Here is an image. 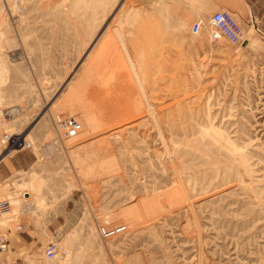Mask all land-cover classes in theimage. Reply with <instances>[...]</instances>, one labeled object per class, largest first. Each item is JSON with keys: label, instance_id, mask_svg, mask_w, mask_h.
<instances>
[{"label": "rangeland", "instance_id": "374dc122", "mask_svg": "<svg viewBox=\"0 0 264 264\" xmlns=\"http://www.w3.org/2000/svg\"><path fill=\"white\" fill-rule=\"evenodd\" d=\"M224 1L0 0V137L19 138L0 142L1 226L35 241L15 256L264 264V0L256 24ZM221 9L245 46L190 34Z\"/></svg>", "mask_w": 264, "mask_h": 264}, {"label": "built area", "instance_id": "2783aa9c", "mask_svg": "<svg viewBox=\"0 0 264 264\" xmlns=\"http://www.w3.org/2000/svg\"><path fill=\"white\" fill-rule=\"evenodd\" d=\"M189 32L191 35L205 34L206 38L211 42H216L219 39H223L230 44L238 45L242 42V30L239 23L231 16L226 10H215L205 17H200L191 22L189 25ZM5 111L0 110V125L5 118ZM55 126L60 128L63 132L64 138L75 137L81 129V124L78 119L73 116L56 117ZM17 136H10L6 132H3L0 137L2 144L12 143L18 141ZM29 147V145H25ZM9 205L6 201H0V254L5 251L7 242L9 240L10 229H3L1 226V220L4 218ZM125 231L124 224L109 225L107 222L98 224L96 226V235L100 239L113 238L118 234ZM43 256L46 260L50 261L54 259V245L47 244L43 250ZM0 264H27L22 261L19 262H2Z\"/></svg>", "mask_w": 264, "mask_h": 264}, {"label": "crops", "instance_id": "0c3cea01", "mask_svg": "<svg viewBox=\"0 0 264 264\" xmlns=\"http://www.w3.org/2000/svg\"><path fill=\"white\" fill-rule=\"evenodd\" d=\"M234 1H237V0H234ZM239 1H241L247 7V15L249 18V22H251L252 24H256L257 23L256 20H258L259 13L255 14L254 9L252 8L250 9V7H248L249 6L248 3L250 5H254L258 0H239ZM204 2L205 4H202L199 7L209 8V9L225 7L224 0H204ZM24 230L25 229L24 227H22L21 224L15 225L14 232L16 236H14V234L12 236H9L6 249L4 252L0 254V259L2 262H5V263L11 262V261L24 262V260L20 256H15L14 253L16 252L18 253L19 251L23 250L26 247V245L29 246L31 243L35 242L33 240L27 241L22 237V234H24L23 233Z\"/></svg>", "mask_w": 264, "mask_h": 264}, {"label": "bare ground", "instance_id": "6f19581e", "mask_svg": "<svg viewBox=\"0 0 264 264\" xmlns=\"http://www.w3.org/2000/svg\"><path fill=\"white\" fill-rule=\"evenodd\" d=\"M242 42H244L243 39H242ZM242 42H241L240 44H241L242 46H245L246 43H245V42L242 43ZM2 125H3V121H2V123H1V125H0V128H1ZM81 128H82V125H81ZM59 130H60V129H59ZM60 131H61V130H60ZM80 131H81V129H80ZM80 131H79V132H80ZM62 132H63V131H62ZM79 132H78V134H79ZM78 134H77L76 136H78ZM76 136H75V137H76ZM73 138H74V137H73ZM67 139H71V138H67ZM23 202H24V201H23ZM10 232H11V231H10ZM52 262H53V261H52Z\"/></svg>", "mask_w": 264, "mask_h": 264}, {"label": "water", "instance_id": "95a60500", "mask_svg": "<svg viewBox=\"0 0 264 264\" xmlns=\"http://www.w3.org/2000/svg\"><path fill=\"white\" fill-rule=\"evenodd\" d=\"M243 43V42H242Z\"/></svg>", "mask_w": 264, "mask_h": 264}]
</instances>
